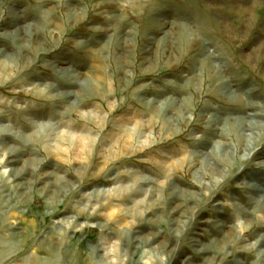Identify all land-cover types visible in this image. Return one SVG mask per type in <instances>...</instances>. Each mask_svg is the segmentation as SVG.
<instances>
[{"label": "rangeland", "instance_id": "374dc122", "mask_svg": "<svg viewBox=\"0 0 264 264\" xmlns=\"http://www.w3.org/2000/svg\"><path fill=\"white\" fill-rule=\"evenodd\" d=\"M0 264H264V0H0Z\"/></svg>", "mask_w": 264, "mask_h": 264}, {"label": "bare ground", "instance_id": "6f19581e", "mask_svg": "<svg viewBox=\"0 0 264 264\" xmlns=\"http://www.w3.org/2000/svg\"><path fill=\"white\" fill-rule=\"evenodd\" d=\"M230 232L232 233V232H233V230H230ZM230 232H229V233H230Z\"/></svg>", "mask_w": 264, "mask_h": 264}]
</instances>
